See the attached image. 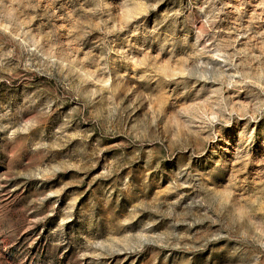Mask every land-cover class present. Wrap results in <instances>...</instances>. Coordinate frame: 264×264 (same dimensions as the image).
<instances>
[{
  "label": "rangeland",
  "instance_id": "obj_1",
  "mask_svg": "<svg viewBox=\"0 0 264 264\" xmlns=\"http://www.w3.org/2000/svg\"><path fill=\"white\" fill-rule=\"evenodd\" d=\"M0 264H264V0H0Z\"/></svg>",
  "mask_w": 264,
  "mask_h": 264
}]
</instances>
